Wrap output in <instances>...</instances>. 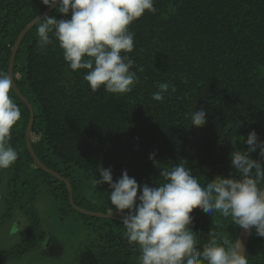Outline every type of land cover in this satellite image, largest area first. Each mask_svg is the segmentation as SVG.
Instances as JSON below:
<instances>
[{
  "label": "trees",
  "instance_id": "16d2710c",
  "mask_svg": "<svg viewBox=\"0 0 264 264\" xmlns=\"http://www.w3.org/2000/svg\"><path fill=\"white\" fill-rule=\"evenodd\" d=\"M47 7L42 0H0V71H8L19 32ZM155 7V14L145 12L130 25L135 48L128 55L135 60L133 70L143 71L126 94L103 87L93 92L83 79L86 70H71L55 39L40 51L37 28L43 19L25 32L16 50L12 75L33 108L32 149L69 181L80 208L121 217L108 199V184L92 186L98 166L111 168L114 180L127 170L140 185L156 186L163 178L149 159L155 152L161 167L184 159L193 175L207 182L235 173L230 153L247 149L250 131L264 140V0H155ZM46 15L70 18L56 6ZM161 82L174 84L176 91L155 101L152 93ZM9 95L21 109L10 140L19 157L0 174V225L17 212L28 229L13 247L0 250V262L20 258L45 239L36 206L45 197L56 204L60 219L71 218L85 231L71 264H140L122 221L75 210L65 183L36 165L25 144L28 107L13 89ZM201 108L207 123L192 126L190 114ZM250 155L259 158L258 150ZM190 215L201 244L210 230L237 239L240 228L231 218L200 208ZM245 253L248 264H264V237L255 228Z\"/></svg>",
  "mask_w": 264,
  "mask_h": 264
},
{
  "label": "clouds",
  "instance_id": "9594fccd",
  "mask_svg": "<svg viewBox=\"0 0 264 264\" xmlns=\"http://www.w3.org/2000/svg\"><path fill=\"white\" fill-rule=\"evenodd\" d=\"M48 7L70 18L46 15L37 28L38 48L46 51L53 39L59 42L63 59L73 71L86 70L83 79L95 92L129 93L140 83L135 60L128 53L135 48V33L130 29L145 12L155 14V0H42ZM13 77L0 71V170L9 169L19 153L10 143L12 129L21 120V109L9 95ZM176 91L174 84L161 82L152 99L163 101ZM189 114L186 113V116ZM191 125L207 123L205 109L193 110ZM237 127L239 123L237 122ZM246 150L230 153L236 170L227 177L216 175L207 182L198 179L187 160L171 168L161 167L155 152L149 159L160 168L162 181L156 186L140 185L127 170L113 179L111 168L98 166L92 186L107 183L108 199L122 217L123 233L130 245L139 249L140 264H248L242 242L230 240L222 232L209 231L201 244L191 225L193 209L212 215L214 211L243 231L256 229L264 237V140L250 131ZM259 158L250 155L257 152ZM127 210V211H125ZM113 212V208H112ZM111 212V213H112Z\"/></svg>",
  "mask_w": 264,
  "mask_h": 264
},
{
  "label": "rangeland",
  "instance_id": "374dc122",
  "mask_svg": "<svg viewBox=\"0 0 264 264\" xmlns=\"http://www.w3.org/2000/svg\"><path fill=\"white\" fill-rule=\"evenodd\" d=\"M0 174L4 171L0 170ZM36 206L46 232L45 239L20 258L4 259L0 264H71L72 255L84 239V229L71 218L60 219L51 199L41 197ZM17 215L19 213L15 212L11 219L0 225V250L13 247L27 232L25 218Z\"/></svg>",
  "mask_w": 264,
  "mask_h": 264
},
{
  "label": "water",
  "instance_id": "95a60500",
  "mask_svg": "<svg viewBox=\"0 0 264 264\" xmlns=\"http://www.w3.org/2000/svg\"><path fill=\"white\" fill-rule=\"evenodd\" d=\"M54 6L52 7H47L46 9H44L41 13H39L37 16H35L30 22H28L24 28L19 32L13 46L11 49V54L9 56V61H8V71L7 74H9L11 77H13L12 75V65H13V60H14V56L16 53V50L18 48V45L20 43V40L22 39L23 35L25 34V32L37 21V19L42 18L43 16H45ZM14 80V79H13ZM13 91L16 93V95L26 104V106L28 107L29 110V118H28V122H27V126H26V130H25V144L26 147L28 149V152L30 154V156L32 157L33 161L36 163V165L42 169L43 171L51 174L52 176L56 177L57 179L63 181L66 185L67 191L69 193L68 197H69V202L72 205V207L84 214H88V215H92V216H100V217H106V218H110V219H115V220H119L122 221V217L113 215V214H106V213H100V212H94V211H90V210H86L83 208L78 207L77 205L74 204L73 200H72V195H71V186L69 181L62 177L59 173H57L56 171L48 168L47 166H45L39 159L38 157L35 155L31 143H30V128H31V124L33 121V117H34V113H33V108L31 106V104L29 103V101L26 99V97L19 91V89L17 88L15 82L13 81ZM251 229L249 231H243L242 229H239V233L237 236V239H239L242 244H243V248L244 250H246V246L248 243V239H249V235H250ZM236 239V240H237Z\"/></svg>",
  "mask_w": 264,
  "mask_h": 264
}]
</instances>
